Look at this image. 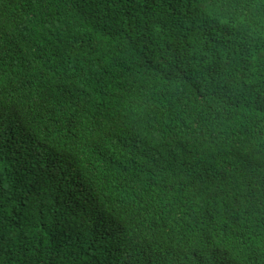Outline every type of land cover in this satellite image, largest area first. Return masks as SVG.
<instances>
[{"label": "trees", "instance_id": "trees-1", "mask_svg": "<svg viewBox=\"0 0 264 264\" xmlns=\"http://www.w3.org/2000/svg\"><path fill=\"white\" fill-rule=\"evenodd\" d=\"M0 264H264V0H0Z\"/></svg>", "mask_w": 264, "mask_h": 264}]
</instances>
